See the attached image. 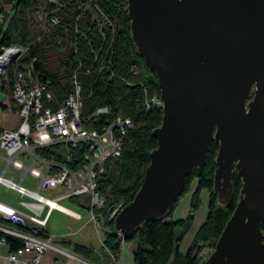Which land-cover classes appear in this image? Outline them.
Returning a JSON list of instances; mask_svg holds the SVG:
<instances>
[{"label":"water","instance_id":"water-1","mask_svg":"<svg viewBox=\"0 0 264 264\" xmlns=\"http://www.w3.org/2000/svg\"><path fill=\"white\" fill-rule=\"evenodd\" d=\"M127 3L132 40L158 80L164 115L142 186L115 217V231L129 239L171 212L215 142L219 202L231 200L234 173L243 187L204 264H264V0Z\"/></svg>","mask_w":264,"mask_h":264},{"label":"trees","instance_id":"trees-1","mask_svg":"<svg viewBox=\"0 0 264 264\" xmlns=\"http://www.w3.org/2000/svg\"><path fill=\"white\" fill-rule=\"evenodd\" d=\"M55 1L0 0V47L16 43L28 48L24 61L27 65L33 64L38 81L49 85L48 91L54 96L50 105L56 107L74 92L76 79L80 85L83 115L108 106L113 114L132 120L133 128L124 138L121 155L108 163L101 179L106 207L98 221L105 228L104 246L113 254L115 263L122 242L135 241L134 264H204L200 253L205 247L215 248L240 199L242 180L233 174L232 198L221 204L214 190L219 145L213 142L205 166L192 170L187 176L173 210L162 218L146 222L131 238H121L115 231L114 219H110L106 211L121 202L125 206L129 204L142 186L150 154L158 144L154 130L161 125L164 115L162 108H146L145 103L152 97H160V86L132 40L127 0H83L82 5L78 4L80 0ZM43 7L44 10H40ZM51 14L57 16V24H51ZM14 79L15 67L9 70L2 90L13 95ZM80 151V148L76 150ZM195 181L197 186L191 195L188 216L174 219L181 197L189 193ZM203 190L209 194L207 214L183 253L180 244L202 206ZM71 200L80 203L81 197ZM80 205L88 207L83 202ZM34 232L48 235L42 228ZM6 240L10 250L21 247V242L13 237L7 236ZM61 244L72 246L75 253L87 259L94 254L91 246L68 241Z\"/></svg>","mask_w":264,"mask_h":264},{"label":"built area","instance_id":"built-area-1","mask_svg":"<svg viewBox=\"0 0 264 264\" xmlns=\"http://www.w3.org/2000/svg\"><path fill=\"white\" fill-rule=\"evenodd\" d=\"M50 22L57 24V16L51 14ZM27 52L26 46L16 43L0 47V88L9 70L15 67L12 96L21 118L17 129H0V149L5 153L0 185L16 191L20 206L26 210L23 213L0 201V246L9 248L6 256L0 254V261L4 258L6 264H41L49 250L73 256L51 235H38L34 231L47 224L53 210L66 212L59 203L63 199L81 197L85 201L82 202L88 204L90 219L102 218L106 195L101 179L108 163L121 155L124 138L133 128L130 118L113 114L108 106L83 115L80 85L76 79L73 81L75 91L56 107L50 105L54 96L48 91V84L37 80L33 64L25 63ZM145 106L163 108V102L156 96L146 100ZM79 148L81 151L77 153ZM10 168L20 171L18 181L6 177ZM28 176L35 180L36 188L24 185ZM50 190H61L62 194L50 198L41 193ZM124 207L123 202L112 205L106 214L115 219ZM73 216L80 218L78 213ZM7 236L20 241L21 247L10 250ZM213 250L208 248L207 256L200 253L204 262ZM26 254L32 257L25 259Z\"/></svg>","mask_w":264,"mask_h":264},{"label":"crops","instance_id":"crops-1","mask_svg":"<svg viewBox=\"0 0 264 264\" xmlns=\"http://www.w3.org/2000/svg\"><path fill=\"white\" fill-rule=\"evenodd\" d=\"M20 122L21 118L17 113V106L13 99V96L0 88V129L15 130L20 125ZM4 157L5 153L0 149V173H2L4 170ZM13 171L15 170L13 169ZM8 174L9 170L6 173V177H13L16 181H18L20 178V174H12L10 176H8ZM27 186L30 188H36L34 181L32 182V185ZM0 187L4 186L0 185ZM53 192L57 194V196L60 193L62 194L61 190H56ZM15 193L18 195V198H16V200L6 202V204H9L17 208L19 211L26 213V210L19 204V194L16 191ZM206 193H208L206 190H203L201 192L202 206L197 212L191 230L186 234L180 244V250L183 253L188 250L199 228L205 220L208 200V198H206ZM70 201L71 204L78 210L71 209L65 206L64 208H67V210L69 211L68 213L60 210H53L50 214L47 224L42 227V229H44L46 233L51 235L56 240V243L58 245H60L62 248H65L74 257L54 250H49L48 252H46L41 264H134L133 252L136 248L135 241L122 242L120 254L115 263L113 254L103 244L105 228L100 225L99 221L90 219L87 208L80 205V203H82L83 201L82 199L80 200V203L74 202L72 200ZM190 204L191 194L189 193L184 202L182 204H179L177 209L175 210L174 219H185L189 214ZM54 213H57L55 218H53ZM73 213H78L80 215V218L73 216ZM25 221L29 225H33L29 220L25 219ZM63 241H68L73 244L79 243L86 246H91L94 249V254L91 255L89 259H87L83 255L75 253L72 249V246L61 244V242ZM8 252L9 248L7 246H0V254L2 256H6ZM202 252L205 254V256H207V247L203 248ZM31 257V254L25 255V259H30ZM0 264H6V260L3 258L0 261Z\"/></svg>","mask_w":264,"mask_h":264},{"label":"rangeland","instance_id":"rangeland-1","mask_svg":"<svg viewBox=\"0 0 264 264\" xmlns=\"http://www.w3.org/2000/svg\"><path fill=\"white\" fill-rule=\"evenodd\" d=\"M40 10H44V7ZM37 15V14H36ZM12 174H15V175H18L20 174V171H13L12 168H10L9 170V174L8 176L12 175ZM16 181V180H15ZM35 181L33 180L31 177H27L26 180H25V184L24 185H32V182ZM196 186H197V182H193L192 183V186H191V189L189 191V193L192 195V193L194 192V190L196 189ZM44 196H47V197H50V198H54L55 196H57V194H55L53 191H42L41 192ZM189 193L187 195H184L183 197H181V201L179 204H182L185 200V198L189 195ZM16 198H18V195L15 193V191L13 190H8L4 187H0V201L1 202H9V201H12V200H16ZM206 198H209V194L206 193ZM71 200V199H70ZM68 200V199H63V200H60L59 203L65 207H68V208H71V209H75V210H78L75 206H73L71 204V201ZM202 200V199H201ZM85 202V201H83ZM207 205H208V200H207ZM190 212V211H189ZM57 213H54L53 215V218H55ZM197 214H195V217H196ZM65 219V218H64ZM208 249V248H207ZM208 252V251H207ZM66 255V254H65Z\"/></svg>","mask_w":264,"mask_h":264},{"label":"bare ground","instance_id":"bare-ground-1","mask_svg":"<svg viewBox=\"0 0 264 264\" xmlns=\"http://www.w3.org/2000/svg\"><path fill=\"white\" fill-rule=\"evenodd\" d=\"M65 209V211L68 213L69 211L67 210V208H64Z\"/></svg>","mask_w":264,"mask_h":264}]
</instances>
